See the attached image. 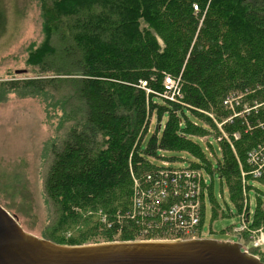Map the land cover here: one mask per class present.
<instances>
[{"label": "trees", "instance_id": "obj_1", "mask_svg": "<svg viewBox=\"0 0 264 264\" xmlns=\"http://www.w3.org/2000/svg\"><path fill=\"white\" fill-rule=\"evenodd\" d=\"M37 1L43 37L39 45L31 44L26 58L33 76L0 81V95L40 98L47 116L60 112L44 154L43 191L51 225L40 237L67 245L100 242L95 214L80 213L101 210L110 227L99 240H137L132 221L116 216L131 207L130 172L151 169L148 158L158 151H186L200 159L192 167L212 171L193 140L215 129L201 111L223 118L225 95L264 84V0ZM164 74L179 78L181 104L157 97ZM142 83L149 91L139 87ZM253 93L264 99L263 92ZM187 112L205 123L190 120ZM153 113L159 127L142 147L146 116ZM247 119L251 125L264 121V108ZM222 128L240 132L233 141L235 154L219 141L216 172L241 210L236 157L245 164L246 152L264 138V126L244 132L236 121ZM210 201L216 217L219 206L211 196ZM0 204L9 210L1 199ZM79 222L85 231L65 237L63 232ZM261 224L264 203L259 200L253 225Z\"/></svg>", "mask_w": 264, "mask_h": 264}, {"label": "rangeland", "instance_id": "obj_2", "mask_svg": "<svg viewBox=\"0 0 264 264\" xmlns=\"http://www.w3.org/2000/svg\"><path fill=\"white\" fill-rule=\"evenodd\" d=\"M37 2V0H0V10L3 11L4 15V26L0 29V81H22L33 76L27 71L30 68L26 65V58L27 50L31 44L39 45L43 37ZM16 70H23V72L16 73ZM168 76L174 80L178 79L169 74H164V89L157 92V97L164 99V101L168 100L181 104L180 82L178 83V94L176 91L177 81L173 82L170 91L166 90L164 81ZM258 86L254 85L246 89H257ZM139 87L149 91L143 84ZM251 95L253 97L248 101L260 100L255 96L257 93ZM247 105L248 102H245V106L242 108L247 107ZM221 106L227 112V116L223 118H218L211 111H201L205 117L212 120L219 135L215 129L209 128L207 135L193 136V140L200 146L204 157L210 162L212 171L209 172L203 167H192L191 163H200V159L186 151H158L155 157H149L148 160L159 166L160 159L158 156H162L166 160L177 161L174 166H187L199 170L205 184L202 186V196L200 195L201 218L199 227L202 230L203 238L234 242L236 237L232 235L231 230L240 225L239 214L243 209V204L241 210L234 204L225 183H222L216 172L217 161L221 158L220 145L217 139L221 135L224 125L236 121L245 125V120L241 117L229 120L232 111L227 107H230L231 104L225 105L221 102ZM49 114L50 116H47V112L44 111V104L40 98L19 97L14 93H9L7 96L6 94L0 95V199L7 204L8 211L17 217L24 230L39 237L47 233L51 225L49 221L50 208L43 191L44 154L46 143L54 136V128L60 112L49 111ZM186 114L190 120L198 121L201 124L205 123L202 117L198 120L190 112ZM146 119L147 131L142 136L144 139V141L141 140L143 141L142 147L145 146V141L154 132L155 127H159L158 119L154 113L149 117L146 116ZM165 120L166 115L161 119V126L164 125ZM248 185L253 189L247 193V205L244 210L254 216L257 202L261 200L264 203V186L255 181L249 182ZM210 196L213 204H217L220 209L219 215L216 217L213 216ZM75 210L79 211L77 208ZM80 214L82 217L95 214L99 222L97 239L100 242H105L99 239H102L100 236L103 235V231L110 227L108 225L110 223L109 218L103 219L104 213L101 210L81 212ZM77 224L63 232L65 237L83 229L80 222ZM260 226H264V224L258 227ZM84 231L85 229L82 232ZM137 232L138 229L135 227L133 233L137 235ZM137 237L141 236L138 235Z\"/></svg>", "mask_w": 264, "mask_h": 264}, {"label": "built area", "instance_id": "obj_3", "mask_svg": "<svg viewBox=\"0 0 264 264\" xmlns=\"http://www.w3.org/2000/svg\"><path fill=\"white\" fill-rule=\"evenodd\" d=\"M175 81H177L178 94L179 78L174 80L168 76L165 78L164 85L166 90L170 91ZM255 90L264 93V84L259 85L257 89L231 92L222 101L225 105L231 104L227 107L232 111L229 120L237 117L245 120L244 132L264 126L263 120H259L256 125H251L247 119L252 115L256 116L259 108H264V99L248 101L252 99L250 95ZM245 102H248V105L242 108ZM242 123L244 124V121ZM239 137V131L228 134L222 129L217 140L225 141L235 154L233 141ZM158 159H160L159 166L150 163L153 167L148 171L141 172L139 175L130 172L131 207L123 215L117 213V219L127 218L133 224L135 223L134 226L138 229L137 236H141L137 237L139 240L175 241L203 238L199 227L200 195L202 196V186L205 185L201 172L187 166H174L177 161L166 160L162 156H158ZM236 159L239 167L243 209L239 214L240 225L234 227L231 233L241 244L242 250L249 253V248L258 249L257 255L254 256L260 259L264 257V226L254 227V216L246 213L244 209L247 205V193L253 189L248 185L249 182L255 181L264 186V138L246 152L244 165L237 157ZM105 218L106 216L103 215V219ZM237 236H239L238 239Z\"/></svg>", "mask_w": 264, "mask_h": 264}, {"label": "water", "instance_id": "obj_4", "mask_svg": "<svg viewBox=\"0 0 264 264\" xmlns=\"http://www.w3.org/2000/svg\"><path fill=\"white\" fill-rule=\"evenodd\" d=\"M23 70H16V73ZM239 236H237V239ZM0 264H264L236 240H127L58 244L23 229L0 204Z\"/></svg>", "mask_w": 264, "mask_h": 264}]
</instances>
